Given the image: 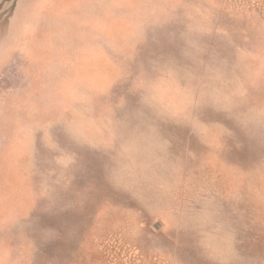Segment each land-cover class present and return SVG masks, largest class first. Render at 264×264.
I'll return each instance as SVG.
<instances>
[{
	"label": "rangeland",
	"instance_id": "1",
	"mask_svg": "<svg viewBox=\"0 0 264 264\" xmlns=\"http://www.w3.org/2000/svg\"><path fill=\"white\" fill-rule=\"evenodd\" d=\"M0 264H264V0H0Z\"/></svg>",
	"mask_w": 264,
	"mask_h": 264
}]
</instances>
